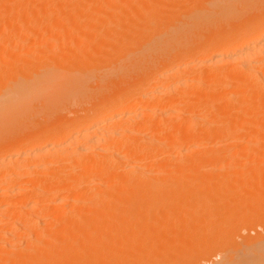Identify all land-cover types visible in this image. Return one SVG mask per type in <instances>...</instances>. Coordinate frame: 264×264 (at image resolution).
Instances as JSON below:
<instances>
[{
	"label": "bare ground",
	"instance_id": "1",
	"mask_svg": "<svg viewBox=\"0 0 264 264\" xmlns=\"http://www.w3.org/2000/svg\"><path fill=\"white\" fill-rule=\"evenodd\" d=\"M131 1L133 0H0V130L9 129L7 132L6 130L3 132L0 131V139H2L1 137L3 135L6 136L4 138L7 139V136L12 133L19 134L18 131L20 130L21 133L24 132L22 134L20 133L22 137L19 135L13 136L12 134L11 137L8 136V140L6 141L3 138V143H1L2 140H0V264H126V180L147 179L146 182H148V178L155 179L158 177V172H146L145 169L143 170V168L140 167V164L138 165V161H140L143 154L147 156L151 155V152L150 154H148V152L147 154L144 153L148 150V146L155 147V145H157L159 147L161 144L163 148V136L167 132L176 130L174 132L182 133L186 130H190L189 128L186 129V127L190 126L195 119H192L194 116L192 117L189 115V111L187 110L199 107V105H197L199 101L196 103L191 102V98H193L191 95L194 96V93L196 94V92H198L196 90L193 92L196 83H204V88L202 87L201 89L204 92L199 90L201 92H199L200 94L198 93L199 96H203V93H211L219 90L224 91L222 92L223 95L213 97L204 104L206 106L204 107L207 108L208 111L206 112V116L203 117V123L200 122V124L202 123L201 126L198 124L200 128L197 127V130L194 129L198 134L207 132L236 133L244 129H256V132L264 130V119L262 118L264 117V16L255 17L257 13L254 16L250 15L253 12L252 9L255 7V4L252 6L251 3L253 1L257 3L259 0H210L211 2H208H210L211 5L207 3L206 0H174L177 10L175 13L172 12L171 15H163L164 11L161 13L159 9H157L158 11L154 10L153 6L150 4L157 2L156 0H139L138 3L142 6L138 8L141 9L133 10L131 13H126L125 9L122 16L116 15L114 12V14H110L105 10L98 9L99 5L106 7L118 2L126 4V2ZM158 1L160 2L161 0ZM202 1H204V4H208L209 8L204 6L203 3H201ZM259 3H262L261 0L257 4ZM160 4L163 3L160 2ZM248 4L252 6V9L249 8L252 12L249 14L245 13V15L244 12L248 10L247 7H250ZM262 4L258 6L259 9L262 7ZM202 6L206 8L205 11V8ZM143 7L145 9H143ZM197 7L203 10H199V14L197 15L193 13L194 16L190 14L192 11L198 13ZM262 9L264 10V8ZM107 10L109 11L110 9ZM167 11L169 12V10ZM258 11L260 10L256 9V12ZM186 13L189 14L186 15ZM263 13L264 12H262V14ZM241 14L242 16H240ZM248 15L250 16L248 17ZM181 16L185 18L189 17L186 19L187 22H184L185 24H183L182 21H177ZM216 17L218 21L222 23L227 21H233L232 23L235 22L234 28L231 29L230 32L228 30L229 28L222 29L223 33L220 32L222 36H219L220 34H217L219 28L217 27L218 30L215 29V32L213 29L215 24L218 26L220 25V23L216 21ZM105 18L110 21L108 20L109 22H107ZM126 19H132V24L130 26H126L128 22ZM88 20L91 21L90 29L99 31L98 33L100 34H98V36H103V38L104 36H108L110 37L109 39H116L115 43L108 44V47L106 46L107 49H105L107 51L109 50L107 57L108 59L110 57L112 62L100 64L102 59H100V61L97 60L98 56H93L95 53H93V55L91 53L86 54V51H97L99 46L103 45L105 41L101 42L102 40H100V37L99 40L96 38L98 41H96V39L92 41L94 43L91 45L74 41V38L76 39L79 35L84 36L89 31V28L87 29L84 24L85 21ZM175 21L177 24L182 23L183 25L180 24L181 26L179 25L176 27L177 24ZM213 22L217 23L214 24ZM174 23L176 25H173ZM211 24H214V26ZM229 24L231 25V22L227 24L230 27ZM223 25H226V23ZM206 26H209L210 31L213 29V31H211L212 34L216 33L215 35H217L218 38L228 37V39L217 40L215 35H212L208 30L209 28ZM211 26H213V28H211ZM220 26H222V24ZM201 28H204L203 34L200 32L202 31ZM230 28H232V26ZM225 30H228V32H225ZM206 32H209V35L204 34ZM197 33H201L200 36H197ZM210 34L214 36L215 39H213ZM202 35L205 36L203 37ZM40 36H43L42 42L39 41ZM206 36H208L209 40L208 38L205 40ZM44 37L48 38L45 39ZM192 37H196L195 39L197 41L195 42V39H192ZM197 37H202L205 42L202 41L203 39H199V41L201 40L199 43ZM210 37L212 39H210ZM33 38L34 40H32ZM35 38L37 42H40V45L36 43ZM141 38L147 39L141 41ZM186 38L188 40L191 38L192 42L188 40L187 42L185 40ZM181 39L188 44H184L185 42L180 41ZM30 40L33 41L32 45H30ZM69 40L73 42L66 47V42ZM139 41L141 42L139 43ZM143 41L146 42L144 43ZM179 41L182 44L180 45L179 43L180 46H177L178 48L176 47L178 53L176 54L175 52L174 54L176 55H173V58H170L171 56L168 58V65L170 64L172 68L168 66L169 69H164V72H162L163 69H158L160 73L153 74L150 78L146 75L144 76V71L140 72L141 75L138 71H135L136 69H143L144 65L142 66L140 64L144 63L146 65L147 63L146 66L150 65L152 63L151 60L161 49L166 48L167 45L168 47L174 46V44L176 46L178 44H176V42ZM33 43L36 44L34 45ZM37 44L40 47H38ZM188 45L193 46L188 48ZM69 47L71 49V55H77L81 51L80 56L66 57V55L63 56L60 54V51ZM101 47L105 48V46ZM132 48H136L137 50L133 49L135 51L132 52L136 53L137 51L140 53V56H134L131 61L129 60L130 62L127 61L126 63V59L123 58H126L127 51ZM50 52L54 54V57L52 54H49ZM82 52L83 54L81 55ZM84 53L86 55H84ZM149 56H154L150 59V64H148L150 62L148 59ZM98 64L101 66H98ZM146 66L144 67L145 69H152L151 65L150 67ZM126 68L128 71L134 69L133 71L136 73L138 72L141 78L143 76L147 78L144 79L145 81L137 78L138 80H135L136 82L134 83L137 84V82L142 81L139 86L130 89L125 88L126 90H123V88V91L121 90L119 92L117 89L120 90L121 84L123 82L126 84V80L130 77V71L125 73V71H127ZM98 69H101L103 72L99 71L102 72L99 73ZM158 70L157 72H159ZM149 72L146 71V73H152L151 71ZM121 76L122 82L119 81ZM118 77L119 79L117 80ZM126 77L128 79H126ZM124 78L126 80H124ZM93 80H95V88L90 91V87L94 86L88 84H92L91 82H93ZM114 80L121 83L119 85V83L117 84V82H115L119 88H116L115 85L116 89L112 91L111 88H114L113 85L111 88L110 86H108V88L105 86L107 90L101 89L105 88L104 85L110 83V81V85L114 84V82H112ZM130 82L134 84L133 81ZM134 85H132V87ZM86 87L90 89L86 90ZM96 87L97 89L99 88V90H97ZM225 88H231V92H229L230 90L227 91V89L224 90ZM109 90H111L112 93H109ZM86 91L89 97L86 95ZM107 91L109 93H107L108 96H104L103 94H106ZM91 92H98V94H92ZM100 92L101 95H103L101 96V101L103 102H98V104H101L96 110H93L91 114L87 111L88 116L84 115L87 117L82 116V118L78 117L73 120L62 121V114H60L62 111L60 110H62L61 108H63L65 102H75V105L79 102L81 105L84 101H88L89 98L94 99V95H98L100 100ZM225 92L229 93L227 94ZM91 95L93 98H91ZM85 96H87V100ZM96 98L98 100V97ZM75 99L79 101H74ZM154 104H157L159 108H155V110L151 111V118L146 117L141 119L140 117L136 118L134 116L136 110L144 106H154ZM180 104H182L181 106L184 104L187 109H183L185 111L180 114L176 112L173 113L171 110L173 108H178ZM157 105L155 107H157ZM36 106L38 110H40V114ZM87 106L86 104L85 107ZM226 106L227 108H225ZM59 107L61 108L59 109ZM90 107L92 106L87 108ZM223 107L228 109L227 116L222 117L219 114L216 115L215 111L222 110ZM31 108L34 110L32 111ZM34 112L37 115H35ZM58 113L60 114L59 116H61L60 119ZM239 113L241 116H238ZM31 114L34 115L31 116ZM251 114L253 117L250 116ZM51 115L55 116L52 117ZM37 116L42 118L45 117V119H49L48 117L50 116L52 120L58 117L61 121L58 119H56V121L49 119L51 124L47 122V127L46 124H43L40 128L44 127V130L38 132L37 130L39 129H36L35 126L37 127L39 125L33 120L37 119ZM31 118H33V121ZM173 118L178 120L179 123H183H176L178 125L174 124L176 126H172ZM29 119L32 122H30ZM27 120H29V122ZM183 120H186V122ZM105 121H108L110 125L106 123L109 125L106 126L104 124ZM170 121L172 122L170 123ZM24 122H28V124ZM52 122L56 123L52 124ZM224 123V127H217V125L221 124L220 126H222ZM103 124L107 129L103 127ZM204 124L208 126L204 127ZM29 126L32 129L34 128L33 130L35 132L37 131L36 134L30 136L27 134L33 133L30 128L28 130ZM15 129L19 130L16 131ZM22 129L25 131L27 130V132L25 133ZM75 132L78 133L75 134ZM26 134L28 136H26ZM227 136L229 137V135ZM172 140L173 144H177L174 142L175 139ZM148 141L151 143L148 144ZM187 142L190 143L189 140H186V143ZM211 144L206 148H214L213 145H217L214 142ZM164 147L169 150L168 147L170 146L164 145ZM151 149L149 148L148 151ZM155 149L157 150V147ZM154 153H156V151ZM155 155L156 154H152L151 156ZM242 178L248 180L251 178V175L244 174ZM241 179L239 180L241 181ZM243 181L245 182V180ZM235 185L237 186V184ZM28 187L34 190L35 193H32L30 199L20 203L24 198L20 199L23 197H21L22 193L20 197L18 194L20 191L22 192L24 189H28ZM141 189L143 188L138 187L137 191H141ZM242 190L243 189H241V191ZM238 191H240V189ZM163 195L165 194L163 193ZM129 196L131 195L129 194ZM139 196L138 194L137 198ZM25 198L27 197L25 196ZM84 198L90 199L86 201ZM185 199L187 198L185 197ZM67 200H69V202H67L68 204H73L72 208L67 210V212L63 211L55 214V210L58 208L57 206L67 204L65 202ZM33 201L38 207L42 204L44 207L46 206L44 210L47 207H55L54 209L51 208L54 212H49L51 214L49 215L48 211H51L49 208L46 209V211L48 210V214L41 209L42 212H38L37 215L35 213L34 216H36V218L32 217L35 218L33 222L32 218H27L29 215H27L24 210L27 205L31 203L34 204ZM163 204L165 205V203ZM149 205H151V203ZM211 207L214 208L213 206ZM23 210L25 214L22 213ZM202 213L203 212H201V216ZM248 213L249 212H247V215ZM252 214H255L254 211L250 216H252ZM26 215L27 217H25ZM32 215L33 214L30 216ZM42 215H44L43 218L47 217V215L52 216V219L49 218L51 220H49L48 223L44 224V222H42L41 224L43 225H41L39 224V220L42 218ZM4 216L8 217L7 221L4 220L5 223L1 222ZM6 217L4 218L7 219ZM246 217H249V215ZM225 219H227V217H225ZM256 219L259 218L256 217ZM35 221H38V224H36ZM20 222H25L26 224ZM32 222L34 223L32 224L33 227L30 226ZM223 223L226 224L225 222ZM223 223L221 224L222 226ZM20 224L23 226H19ZM243 225L245 227V224ZM17 226H19V229L25 226V229H27L29 233L32 232L37 234L36 238H34L35 235L29 234L28 231H23V234L21 233L22 231L18 232ZM234 227L233 230H235ZM218 228L217 226V229ZM231 229L230 227L229 230ZM27 233L33 237H30L29 240L26 241V239H24L25 236L26 238L29 237ZM175 236H177V234H175ZM219 238L221 239V237ZM224 238L227 239H225L227 242L230 236ZM21 240L24 243L25 241L27 242L25 247L19 242ZM215 241H217V238ZM263 242L264 241H262V243ZM16 243L19 244L16 249L20 248V250H16L17 252L12 250L17 246ZM164 243L167 244L166 241ZM262 243L260 245H262ZM214 244H216V242L213 243V245ZM220 245L221 244L218 243L217 246L221 247L222 245ZM260 245H257V248ZM207 246L209 247V245ZM215 246L216 245H214V247ZM232 248L235 250L237 249L235 246ZM209 249H211V247H209ZM263 249L264 248H262V250ZM152 250L154 249L152 248ZM206 253L207 252L204 254ZM176 254H179V252ZM230 259H232V256ZM243 260L245 261V257ZM230 261L232 262V260ZM246 261L249 262L250 257L249 261L246 257ZM250 262H253V260Z\"/></svg>",
	"mask_w": 264,
	"mask_h": 264
},
{
	"label": "rangeland",
	"instance_id": "2",
	"mask_svg": "<svg viewBox=\"0 0 264 264\" xmlns=\"http://www.w3.org/2000/svg\"><path fill=\"white\" fill-rule=\"evenodd\" d=\"M134 1V2H133ZM131 2H126V4L124 3H121V2H118L116 4H112V5H108V6H101L99 5L98 6V9H101V10H105L107 12H109L110 14H116V15H120L122 16L124 10L126 13H131L133 10H139L141 8H138L142 5H140L138 3L139 0H133ZM158 2H154L152 4H150L151 6H153V9L158 11L157 9H159V12L161 11V13L163 12V15H171L172 12L175 13V11L177 10L176 8V2L173 0H170V1H166V0H161L160 2H162L163 4H160V2L158 0H156ZM166 1V2H164ZM177 1V0H176ZM207 3H210L211 1L210 0H206ZM210 1V2H208ZM260 1V0H259ZM257 1V3L259 2ZM168 2H171V3H168ZM174 2V3H173ZM261 2L263 3H259L257 4L256 1L254 3V1L251 3L252 6L254 5V9H252V6H250L248 4V6L250 7H247L249 12L245 11V13L249 14L250 12H252L250 15L251 16H254L255 17H260V16H264V13L262 14V12H264V10L262 8H264V1L261 0ZM135 3V4H134ZM156 3V4H155ZM201 3H203L204 6H208V4H204V1H202ZM200 3V5H201ZM139 4V5H137ZM174 4V5H172ZM257 4V5H256ZM260 4H262L261 8L259 9L258 6H260ZM134 5V6H133ZM160 5V7H159ZM162 5V6H161ZM167 5V6H166ZM172 5V6H171ZM199 5V6H200ZM211 5V3H210ZM204 6H202L203 8H205ZM101 7V8H100ZM155 7V8H154ZM163 7V8H162ZM258 7V8H257ZM162 8V9H160ZM175 8V9H174ZM198 8V7H197ZM249 8L252 9V11L249 10ZM257 10H260L258 12H256V9ZM107 9H110L109 11ZM112 9V10H111ZM143 9H145L143 7ZM122 10V12H121ZM169 10V12L167 11ZM173 10V11H172ZM179 10V9H178ZM198 10V13L196 11H192L190 14H193L195 13L196 15L199 14V10L202 11L203 9H197ZM206 10V8L204 9V11ZM263 10V11H261ZM119 11H120V14H119ZM166 11V13H165ZM203 11V12H204ZM255 11V12H254ZM114 12V13H113ZM168 13V14H167ZM173 13V14H174ZM243 13V12H242ZM254 13V14H253ZM189 14V13H186V15ZM240 14V13H239ZM195 15V16H196ZM246 15V14H245ZM248 15V17L250 16ZM185 16V15H183ZM181 16V18H178L177 21L178 22H183V24H185L187 21L186 19L188 18H185ZM190 16V15H189ZM194 16V14H193ZM242 16V14L240 15ZM191 17V16H190ZM217 18V17H216ZM181 19V20H180ZM185 19V20H184ZM215 19V18H214ZM105 20H107V22H109L110 20L105 18ZM109 20V21H108ZM127 21V25L126 26H130L132 24V19H126ZM218 21V18L217 20ZM235 21V20H234ZM130 22V23H129ZM176 22V21H175ZM185 22V23H184ZM220 25L222 24V26H218L217 22H213L215 24H211L214 26H211V28L214 29V32H215V29L218 30L217 34L220 32H222V29H228L229 32L231 31V29H233L234 27V23H232L233 21H229L231 22V25L230 27L232 26V28H230L227 24L229 23L228 21L225 22L226 25H223L225 24L224 22H220ZM124 23V24H125ZM85 26L87 27V29L89 28V31L86 33V35L84 36H77V38L75 39L74 38V41H77V42H81V43H88L87 45H91L93 44L94 41L96 38L99 40V37L101 38L100 40H102L101 42H104L103 45H100L98 50L97 51H86V54H89L91 53L93 55V53H95L93 56H98L96 59L100 61V59H102L100 61V64H105V63H108V62H112L110 57L108 59V51L105 50L107 49L108 47V44L110 43H115L116 42V39L115 38H111L109 39L110 37L108 36H98V33L99 31H97L96 29H90L91 28V21L88 20V21H85ZM177 24V22H176ZM175 23L173 25H176ZM181 25H183L182 23H180ZM179 23L176 25V27H178L180 25ZM180 25V26H181ZM210 26V25H209ZM209 26L207 28H209ZM227 26V27H226ZM204 27V28H206ZM216 27V28H215ZM218 27V28H217ZM223 27V28H222ZM203 28V29H204ZM221 28V29H220ZM250 28V27H249ZM202 29V28H201ZM203 29L202 31H199L203 34ZM213 29L211 31H213ZM96 30V31H95ZM209 32L212 34V32L210 31V28L208 29ZM228 30H225V32ZM207 31V30H205ZM204 31V32H205ZM224 31V30H223ZM198 32V31H197ZM209 32H206L204 34H208ZM201 33H197L196 35L200 36ZM210 34V35H211ZM216 34V33H215ZM215 34H212V35H215ZM226 34V33H225ZM209 35V34H208ZM213 39H215V37L217 38V40H221V39H228L227 38H218L217 35L212 36ZM98 36V37H97ZM192 36H195V35H192ZM203 36V35H202ZM205 36V35H204ZM203 36V37H204ZM219 36H222L221 34ZM43 37V36H42ZM42 37L40 36L39 38V41L42 42ZM46 37V36H45ZM44 37V38H45ZM108 37V38H107ZM186 37V36H185ZM210 37V39H212ZM37 38V40H38ZM48 38V37H47ZM45 38V39H47ZM83 38V39H82ZM106 38V39H105ZM184 38V37H183ZM182 38V39H183ZM196 38V37H195ZM192 37V39H195ZM198 38V41L199 39H203L202 37H197ZM206 38H208V36L205 37V40ZM96 39V41H98ZM147 38H141V41L142 40H146ZM180 40V41H184V40ZM190 40H188L187 38L185 39L186 41H190L192 42L191 38H189ZM34 40V38L32 39ZM32 40H30V45H32ZM73 40V39H71ZM67 41L66 44L68 47L70 43H72L73 41ZM205 40L203 39L202 41L205 42ZM209 40V38H208ZM35 41H36V38H35ZM45 41V40H44ZM86 41V42H85ZM113 41V42H111ZM139 41V43L141 42ZM179 42H176V46L174 43V46L172 44L171 47H167L166 48H163L161 50L163 51H159V53H156V56H149L148 59L150 61V59H153L148 63L151 65V68L152 69H145L144 67L147 65V61L145 62L146 65L143 63V64H140V65H144L143 69H139V70H135V71H138L139 73L141 71H144V76L146 75L147 77L150 78L151 75L153 74H156V73H160V71L158 69H163L162 72H164V69H169V68H172L170 67V64L168 65V58H173V55H176L178 53V49H176L177 46H180L182 43ZM186 41H184L185 43L184 44H188L186 43ZM187 41V42H188ZM197 40L195 39V42ZM92 42V43H91ZM144 43L146 41H143ZM142 42V43H143ZM195 42L193 41V44L195 45ZM201 42V40L199 41V43ZM36 43H40V42H37ZM36 43H33L34 45ZM180 43V45H179ZM198 43V44H199ZM37 44V45H38ZM106 44V45H105ZM192 44V43H191ZM33 45V46H34ZM40 45V44H39ZM38 45V47H40ZM169 45V46H170ZM101 46H105L104 47H101ZM107 46V47H106ZM187 46V45H186ZM193 45H188V48L192 47ZM37 47V46H35ZM140 47V46H139ZM102 48V49H100ZM138 48V47H136ZM136 48H132V49H129L126 53H127V56L126 58H123V59H126V63L127 61H131V59L134 57V56H140V53H138L136 51V53H133L135 50L133 49H136ZM178 48V47H177ZM37 49H40V48H37ZM109 49V48H108ZM42 50V49H40ZM70 47L69 48H66L65 50L63 51H60L61 55L65 56L66 57H73V56H80V52L76 55V54H73L71 55V52H70ZM91 50V49H89ZM137 50V49H136ZM139 50V49H138ZM133 51V52H132ZM38 52V50H37ZM68 52V54H67ZM132 52V53H131ZM176 52V54H174ZM16 53V51H15ZM18 53V52H17ZM107 53V54H106ZM130 53V54H129ZM49 54H52L53 57H54V54L53 53H49ZM83 54V52L81 53V55ZM84 53V55H86ZM98 54V55H97ZM101 54V55H100ZM51 55V56H52ZM104 55V56H102ZM155 55V54H154ZM100 56V58H99ZM103 57V58H102ZM106 57V59H105ZM147 59V60H148ZM167 59V61H166ZM123 61V60H122ZM129 61V62H130ZM145 61V60H144ZM143 61V62H144ZM103 62V63H102ZM173 62V60H172ZM100 64H98V66H101ZM150 65L146 66V67H150ZM166 66V67H164ZM169 66V68H168ZM133 68V67H131ZM136 68V67H135ZM127 69V68H126ZM130 69V68H129ZM134 69H132L133 71ZM157 70L159 72H157ZM166 70V71H167ZM99 71H102L101 69H98V72ZM130 73L132 72L131 69L129 70ZM128 69L126 72H129ZM151 71L152 73L149 74V73H146ZM103 72V71H102ZM102 72H99V73H102ZM136 73V72H132L131 75L129 73V79L126 77V79L129 80H126L124 78V80H126V84L124 83H120L122 82V76H121V79H119V77L117 78V80L119 79V81H112L114 82V84L110 85V83H107L105 86H110L113 87L114 85V88H111L112 91L115 90L118 86L115 84V82H117V84L119 83V85L121 84L120 86V90L117 89V91H121L123 88V90H126V89H130V88H136L137 86H139V84H141L142 81H139L136 83L135 80H138L137 78L141 79V80H144V76L141 78L139 77V73ZM124 73V74H125ZM97 74V73H96ZM136 74V75H135ZM149 74V75H148ZM128 75V74H127ZM141 75V73H140ZM125 76V75H124ZM123 76V77H124ZM136 76V77H135ZM113 80V79H112ZM97 81V80H96ZM130 81H133V83L135 84H132ZM145 81V80H144ZM143 81V82H144ZM92 84H88V85H92L94 86L95 85V80H93V82H91ZM127 83H128V86H127ZM97 86H98V83L96 82ZM131 84V85H130ZM144 84V83H142ZM115 85H116V88H115ZM132 85H134L132 87ZM204 83L201 84L200 83H196L194 88H193V92L194 90L198 91L196 92V94H198L200 91L202 92L203 90L202 87L204 88ZM130 86V87H129ZM89 87V86H88ZM86 87V90L87 89H90V91H92V89L95 88L94 87H90L88 88ZM128 87V88H127ZM101 88V86H100ZM107 88H101V89H105L107 90ZM119 88V87H118ZM126 88V89H125ZM97 89V87H96ZM227 88H225L224 90H226ZM99 90V88L97 89ZM122 90V91H123ZM200 90V91H199ZM223 90V89H222ZM230 90L229 92H231V88L227 89V91ZM96 91V90H94ZM103 91V90H102ZM111 90H109V93L111 92ZM99 92V91H98ZM98 92H93L94 94ZM104 92V91H103ZM102 92V94H103ZM200 92V93H201ZM204 92V91H203ZM224 91H216V92H211V93H203L204 95L203 96H199L196 95L194 93V96L191 95L193 98L192 99V103H196L199 101V103L197 105H199V107L195 108V109H188L187 111L189 115H191L193 118L192 119H195L192 121V124H190V126L186 127V129H190V130H186L182 133H179V132H174L176 130H174L173 132H167L166 134H164L163 136V148L160 144V146L158 147L157 145L154 146H148L147 144V148L149 150V148L151 149H155L157 147V150H146L144 153L147 154H150L151 152V155L153 154H156L155 156H151V155H145L143 154L141 156V159L140 161H138V165L140 164V167L143 168V170L145 169L146 172H149V173H154L155 171L159 173L158 177L157 178H151L153 182L150 178H148V182H146L147 179H142V180H138V179H128L126 180V264H264V249L262 250V248H264V242L262 243V241H264V130L262 131H257L256 132V129H244L243 131H239V132H236V133H228V132H207V133H202V134H198L197 130L199 125L201 126V124L203 123L202 120H203V117L206 116V112L208 111L207 108H205L206 106L204 105L205 103H207L210 99H212L213 97H219L221 95H223ZM229 92H225V93H229ZM92 93V92H91ZM92 93V94H93ZM108 91L106 92V94H103L104 96H108ZM116 93V92H115ZM118 93V92H117ZM100 94V100H99V96H95L94 95V99H90L88 101H84L83 99V103L80 105L79 102L75 105L73 102V104L71 102H68V103H64L63 104V108L62 105L61 107H59V109L61 108L62 110V118L63 120L62 121H69V120H73V119H76L78 117L82 118L83 117H87L88 113L91 114V112H93V110H96L98 108V106L103 102L101 101V92L99 93ZM114 94V93H113ZM86 95H87V91H86ZM88 96V95H87ZM87 96H85L86 100H87ZM190 96V97H191ZM89 97V96H88ZM98 97V100L97 98ZM91 98H93V96L91 95ZM81 99V98H79ZM105 99V98H104ZM78 99H75L74 101H76ZM81 100V101H82ZM79 101V100H78ZM202 101V102H201ZM90 104H89V103ZM98 102H101L100 104H98ZM251 102V101H250ZM95 103V104H94ZM97 103V105H96ZM202 103V104H201ZM72 104V105H71ZM84 104V105H83ZM86 104L88 105L87 107L89 106H92L90 108H87L85 107ZM94 104V105H93ZM153 104V103H152ZM66 105V106H65ZM70 105V106H69ZM96 105V106H95ZM157 105V104H156ZM154 104L153 105H149V106H144L142 107L141 109H138L135 111V117L138 118L140 117L141 119L142 118H151L150 115L152 114L151 111L158 109V105L157 107ZM182 104H180V106L178 108H181V109H178V108H173L175 110H171L173 111V113H178L180 114L181 112H184L187 108L186 106L183 104V106H181ZM196 105V106H197ZM249 105V103H248ZM75 106V107H74ZM94 106V107H93ZM185 106V107H184ZM205 106V107H204ZM69 107V108H68ZM71 107V108H70ZM80 107V108H78ZM249 107V106H248ZM35 108V107H34ZM77 108V109H76ZM92 108V109H91ZM227 108V106L225 107ZM224 107L222 108V110H217L215 111L216 115H220L222 117L224 116H227L228 114V109H225ZM32 109V108H31ZM36 109L38 110V107L36 106ZM67 109V110H66ZM185 109V110H183ZM206 109V110H205ZM34 109H32L33 111ZM58 110V109H56ZM55 110V111H56ZM79 110V111H78ZM181 110V111H180ZM191 110V111H190ZM40 110H38V113H39ZM42 111V110H41ZM59 111V110H58ZM64 111V112H63ZM75 111V113H74ZM78 111V112H77ZM88 111V113H87ZM180 111V112H179ZM85 112V113H84ZM194 112V113H193ZM197 112V114H196ZM35 113V112H34ZM37 113V111H36ZM35 113V115H37ZM56 113V112H55ZM58 113V117L60 119L61 116H59L60 114ZM68 113V114H67ZM82 115H81V114ZM238 113V112H237ZM236 113V115H237ZM242 113V112H241ZM254 113V112H253ZM252 113V114H253ZM40 114V113H39ZM54 114V112H53ZM57 114V113H56ZM55 114V115H56ZM89 114V115H90ZM223 114V115H221ZM250 115L251 117H253V115ZM255 114V113H254ZM263 114V113H262ZM34 115V114H33ZM31 114V116H33ZM53 115V116H55ZM67 115V116H66ZM81 115V116H80ZM84 115H87V116H84ZM241 116V114L239 113L238 116ZM243 115V113H242ZM245 115V114H244ZM264 115V114H263ZM42 116V115H41ZM52 116V115H51ZM52 116V117H53ZM75 116V117H74ZM36 117V116H35ZM33 117V118H35ZM38 117V116H37ZM58 117H55L56 119H58ZM30 118V116H29ZM31 118V120L33 119ZM47 118V117H46ZM50 119V116L48 117ZM197 118V119H196ZM202 118V119H201ZM264 119V117H262ZM43 119V121H42ZM49 119H45L42 118V117H38L37 119H33L34 122L36 121L37 125L39 126H35L36 129H39L37 130L38 132L41 131V130H44L43 128H40L42 127L43 124H46V127H47V122L49 123L50 120H52V118L49 120ZM56 119L53 118V120L56 121ZM58 119V120H59ZM30 120V119H29ZM29 120H27L29 122ZM30 120V122H32ZM52 120V121H53ZM42 121V122H41ZM61 121V120H59ZM75 121V120H74ZM165 121V120H164ZM173 121V124H171L172 126L176 123L180 124V123H183V122H180L176 119H172ZM170 121V123L172 122ZM184 122H186V120H183ZM28 122H26L28 124ZM33 122V123H34ZM58 122V121H57ZM194 122V123H193ZM200 122H202L200 124ZM25 123V122H24ZM23 123V124H24ZM25 123V124H26ZM56 123V122H54ZM52 122V124H54ZM106 123H109L108 121H105L104 124L107 126L108 124ZM32 124V123H31ZM51 124V122H50ZM103 124V127L106 128V126H104ZM176 124V125H178ZM199 124V125H198ZM227 124V123H226ZM229 124V123H228ZM33 125V124H32ZM31 125V126H32ZM110 125V123H109ZM108 125V126H109ZM174 125V126H176ZM205 125V124H204ZM221 125V124H220ZM220 125H217V127H224L225 126V123L222 124V126ZM20 126V125H19ZM33 126V127H34ZM208 126V125H207ZM206 125L204 127H207ZM228 126V125H226ZM198 127V128H197ZM252 127V126H250ZM30 126L28 127V130H29ZM104 128V129H105ZM32 130L33 133L29 134L27 133L29 136L30 135H34L36 134V132L30 128ZM107 129V128H106ZM173 129V128H171ZM175 129V128H174ZM195 129V130H194ZM6 130V129H3V131ZM9 130V129H8ZM6 130V132L8 131ZM12 130V129H11ZM16 130V129H15ZM19 130V129H17ZM16 130V131H17ZM23 131H25L24 129H22ZM246 130V131H245ZM2 131V130H0ZM2 131V132H3ZM21 131V130H20ZM20 131L19 134H13V136H17L19 135L20 136ZM252 131V132H250ZM27 132V130L25 131V133ZM29 132V131H28ZM31 132V131H30ZM35 132V133H34ZM106 132V131H105ZM263 132V133H262ZM17 133V132H16ZM24 133V132H22ZM21 133V134H22ZM78 132H75V134H77ZM147 133V132H146ZM220 133V134H219ZM243 133V134H242ZM1 134V133H0ZM5 134V133H4ZM9 134V133H8ZM6 134V135H8ZM11 134V135H12ZM26 134V136H28ZM74 134V135H75ZM104 134V133H103ZM224 134H227L229 135V137L227 135H224ZM236 134V135H235ZM242 134V135H241ZM252 134V135H251ZM261 136H260V135ZM11 135H8L9 137H11ZM24 135V134H23ZM219 135V136H218ZM232 135V136H231ZM235 135V136H234ZM8 136H7V139H5L4 137L6 136H2L1 138L8 140ZM12 136V137H13ZM25 136V137H26ZM226 136V137H225ZM231 136V137H230ZM246 136V137H245ZM22 137V136H20ZM24 137V138H25ZM192 137V138H191ZM233 137V138H232ZM250 137V138H249ZM228 138V139H227ZM234 138H237V139H234ZM0 139V140H2ZM172 139H175L174 142H176L177 144H173V140ZM225 139V140H224ZM230 139V140H229ZM172 140V141H171ZM186 140H189V142L186 143ZM196 140V142H195ZM184 141V142H183ZM199 141V143H198ZM203 141V142H202ZM209 141V142H208ZM192 142V144H191ZM212 142H214L215 144L217 145H213L214 148H206V147H209ZM3 143V140L2 142ZM0 143V144H1ZM148 144H150L151 142L148 141L147 142ZM207 143V144H206ZM227 143V144H226ZM173 144V145H172ZM190 144V145H189ZM198 144V145H197ZM236 144V145H234ZM164 145H168L170 147L169 150L167 148L164 147ZM178 145V146H177ZM188 147H187V146ZM212 145V144H211ZM185 146V148H184ZM197 146V147H196ZM182 147V148H181ZM251 147V148H250ZM165 148V150H164ZM172 148V149H171ZM234 148V149H233ZM163 149V150H162ZM176 149V150H175ZM253 149V150H252ZM252 150V151H251ZM259 150V151H258ZM156 151V153H154ZM153 152V153H152ZM164 152V153H163ZM167 152V153H166ZM186 152V153H185ZM261 152V153H260ZM222 153V154H221ZM242 156H241V154ZM158 154V155H157ZM217 154V155H216ZM158 158H157V157ZM255 156V158H254ZM263 156V157H262ZM251 157V158H250ZM173 158V159H172ZM206 158V159H205ZM158 160V161H157ZM252 161V162H250ZM234 165H232V164ZM259 163V164H258ZM143 166V167H142ZM234 166V168H233ZM226 168V169H224ZM53 171V170H51ZM153 171V172H152ZM222 172V173H221ZM247 172V173H246ZM256 172V173H255ZM183 174V175H182ZM185 174V176H184ZM189 174V175H188ZM244 174H249L251 175V178H249L248 180L247 179H243V175ZM166 175V176H165ZM221 175V176H220ZM262 175V176H261ZM173 176V178H172ZM237 176V177H236ZM242 176V177H241ZM242 179H241V178ZM150 179V181H149ZM241 179V181L239 180ZM232 180V181H231ZM245 180V182L243 181ZM247 181V182H246ZM253 181V182H252ZM161 182V183H160ZM218 182V183H217ZM153 183V184H152ZM145 184V185H144ZM166 184V185H165ZM231 184V185H230ZM237 184V186L235 185ZM262 184V185H261ZM144 185V186H143ZM193 185V186H192ZM138 187H142L143 189H141V191H137V188ZM223 187V188H222ZM262 187V188H261ZM223 191H222V189ZM29 189V190H28ZM28 189H24L22 192L20 191V193L18 194V196L20 197V194H21V197L20 199H23V201L21 200L20 203H23L25 202V200H28L30 199V197L32 196V193H35L34 190H31L30 187H28ZM160 189V190H159ZM172 189V190H171ZM225 189V190H224ZM227 189V190H226ZM230 189V190H229ZM235 189H240V191L238 190H235ZM241 189H243L241 191ZM251 189V190H250ZM154 190V191H153ZM183 190V191H182ZM188 190V191H187ZM186 191V192H185ZM207 191V192H206ZM231 191V192H230ZM251 191V192H250ZM198 192V193H196ZM241 192V193H240ZM245 192V193H243ZM148 193H149V196H148ZM154 193V194H153ZM163 193L165 195H163ZM261 193V194H260ZM129 194L131 196H129ZM133 194V195H132ZM138 194L140 195L138 198ZM171 194V195H170ZM190 194V195H189ZM151 195V196H150ZM217 195V197H216ZM25 196L27 198H25ZM169 196V197H167ZM188 196V197H187ZM168 199H167V198ZM179 197V198H178ZM185 197L187 199H185ZM204 197V198H202ZM176 198V199H175ZM90 198H84V200H89ZM165 199V200H164ZM174 199V200H173ZM234 199V200H232ZM257 199V200H256ZM146 200V201H145ZM168 200V201H166ZM171 200V201H170ZM189 200V201H188ZM194 200V201H193ZM222 202H221V201ZM224 200V201H223ZM136 201V202H134ZM226 201V202H225ZM233 201V202H232ZM251 201V202H250ZM253 201V202H252ZM255 201V202H254ZM34 202V201H33ZM66 203L69 202V200L65 201ZM133 202V203H132ZM142 202V203H141ZM165 203V205L163 203ZM187 202V203H186ZM196 202V203H195ZM209 202V203H208ZM211 202H212V205H211ZM220 202V203H219ZM232 202V203H231ZM48 203V202H47ZM129 203V204H128ZM136 205H135V204ZM151 203V205H149ZM183 203V204H182ZM190 203V204H189ZM249 203V204H248ZM82 204V203H80ZM79 204V205H80ZM244 204V206H243ZM34 205V206H33ZM40 205V204H39ZM45 205V204H44ZM146 207H144V206ZM149 205V206H148ZM159 207H158V206ZM181 205V206H180ZM255 205V206H254ZM259 205V206H258ZM29 206V207H28ZM43 208H42V207ZM38 207V205H36V203L34 202L27 205L26 206V209L25 212L27 213V215H29L27 217V215L25 217L29 218L30 219L32 217H35V213L37 215L38 212H42V210H44V207L43 204ZM73 204L71 205V203H67V204H63V205H60V206H57L58 208H56L55 210V214L56 213H60V212H67V210H70L72 208ZM152 206V208H151ZM165 206V207H164ZM196 206V207H195ZM210 206V207H209ZM211 206H213L214 208H212ZM219 206V207H218ZM261 206V208H260ZM41 207V208H40ZM69 207V208H68ZM150 207V208H149ZM154 207H155V211H154ZM171 207V208H170ZM202 207V208H201ZM226 207V209H225ZM228 207V208H227ZM239 207V208H238ZM49 208V207H47ZM46 208V209H47ZM53 208V207H51ZM51 208H49V210H51ZM55 208V207H54ZM53 208V209H54ZM63 208V209H61ZM68 208V209H66ZM145 208V209H143ZM149 208V209H148ZM173 208V209H172ZM194 208V209H192ZM208 208V210H207ZM252 208V209H251ZM261 210H259V209ZM42 209V210H41ZM46 209L44 210L46 213ZM53 209L51 211H48V213H52ZM66 209V210H65ZM130 209V210H129ZM168 209V210H167ZM24 213L25 214V212ZM59 210V211H58ZM62 210V211H61ZM136 210V211H135ZM143 210V211H142ZM153 212H152V211ZM179 210V211H178ZM201 210V211H200ZM216 210V211H215ZM224 210V211H223ZM237 210V211H236ZM241 210V212H240ZM37 211V212H36ZM192 211V212H191ZM199 211V212H198ZM221 211V212H220ZM223 211V212H222ZM228 211V213H227ZM246 211V212H245ZM254 213L255 214H252L251 213ZM258 211V212H257ZM54 212V211H53ZM160 212V213H159ZM177 212V213H176ZM189 212V213H188ZM201 212L202 213V216H201ZM208 212V213H207ZM216 212V213H215ZM234 212V213H233ZM247 212L249 217H246L248 216L247 215ZM260 212V214H259ZM30 213V214H28ZM47 213V214H48ZM49 213V215H51ZM176 213V214H175ZM191 213V214H190ZM212 213V214H211ZM218 213V214H217ZM226 213V214H225ZM240 213V214H239ZM31 214H33L32 216H30ZM45 214V213H44ZM151 214V215H150ZM185 214V215H184ZM198 214V215H197ZM200 214V215H199ZM211 214V215H210ZM214 214V215H213ZM225 214V216H224ZM233 214V215H232ZM244 214V215H243ZM47 215V217H44V215H42V218H40L39 220V224H41L42 222H44V224L48 223L49 220H51L52 216H49ZM130 215V216H129ZM180 218H179V216ZM182 215V216H181ZM224 217H222V216ZM228 215V216H227ZM235 215V217H234ZM242 215V216H241ZM46 216V214H45ZM49 216V217H48ZM187 216V217H186ZM199 216V218H198ZM246 218H245V217ZM6 217V216H4ZM4 217H2L1 222L5 223L4 220H8V217H6L7 219H5ZM204 217V218H203ZM225 217H227V219H225ZM241 217V218H240ZM255 217V218H254ZM259 218V219H256ZM4 218V219H3ZM35 218H32L33 219V222H34V219ZM51 218V219H49ZM179 220H178V219ZM186 218V219H185ZM190 218V219H189ZM197 218V219H195ZM218 218V219H217ZM245 218V219H244ZM254 218V219H253ZM261 218V219H260ZM186 222H185V220ZM232 219V221H231ZM251 219V220H250ZM45 220V221H44ZM189 220V221H187ZM220 220V221H219ZM226 220V221H224ZM236 220V221H235ZM240 222L238 223L237 222ZM256 220V221H254ZM260 220V222H259ZM31 221V220H30ZM173 221V222H172ZM179 221V222H178ZM192 221V222H191ZM213 221V222H212ZM230 221V223H229ZM245 224V227L244 225L242 224ZM263 221V222H262ZM30 223L31 227L32 224L34 223ZM38 221H35L36 224ZM132 222V223H131ZM196 222V223H194ZM206 222V223H205ZM217 222V223H216ZM223 222H225L226 224H224ZM253 222V223H252ZM260 224H259V223ZM22 224H26L25 222H20ZM135 223V224H134ZM189 223H193V224H189ZM223 223V226L221 225ZM238 225H237V224ZM253 225H252V224ZM22 224H20L19 226H21ZM130 224V225H129ZM163 224V225H162ZM181 224V226H180ZM184 224H187V225H184ZM197 224V225H196ZM200 227H199V225ZM251 224V225H250ZM263 224V225H262ZM43 225V224H41ZM133 225V226H132ZM178 225V226H177ZM184 225V226H183ZM190 225V227H189ZM195 225V226H194ZM204 225H207V226H204ZM220 225V226H219ZM226 225V226H225ZM236 225V226H235ZM240 225V226H239ZM249 225V227H248ZM257 225V226H256ZM19 226L18 227V232H21L23 234V231L26 232L28 231L27 229H25L26 227H21L19 229ZM23 226V225H22ZM35 226V225H34ZM38 226V225H36ZM217 226L219 227L217 229ZM235 226V227H234ZM16 227V228H17ZM182 227V228H181ZM206 227V228H205ZM230 227L232 228L231 230ZM233 227L235 228V230H233ZM35 228V227H34ZM143 228V229H142ZM204 228V229H203ZM208 228V229H207ZM224 228V229H223ZM226 228V229H225ZM244 228V229H243ZM25 229V230H24ZM207 229V230H206ZM238 229V230H237ZM204 230V231H203ZM259 230V231H258ZM31 231V230H30ZM198 231V232H196ZM229 231V232H228ZM233 231V232H232ZM239 231V232H238ZM178 232V233H177ZM222 232V233H221ZM231 232V233H230ZM29 233V231H28ZM27 233V235L29 236L28 238H25L26 241L29 240L30 237H33V236H30L29 234H33L35 235L34 238H36V233H32L30 232L29 234ZM227 233V234H226ZM239 233V234H238ZM25 234V233H24ZM175 234H177V236H175ZM189 236H188V235ZM232 236H231V235ZM263 234V235H262ZM26 235V234H25ZM170 235V236H169ZM173 238H172V236ZM207 235V236H206ZM234 235V236H233ZM239 237H238V236ZM254 235V236H253ZM261 235V236H260ZM157 236V237H156ZM215 236V237H214ZM228 236H230V238H228ZM244 238H243V237ZM263 236V237H262ZM177 237V238H176ZM195 237H198V238H195ZM221 237V239L219 238ZM224 237H227L228 238V241L226 242V238ZM262 237V238H260ZM154 238V239H153ZM170 238V240H169ZM217 238V241H215V239ZM219 238V239H218ZM224 238V239H223ZM33 239V238H31ZM208 239H212V240H208ZM226 239V240H225ZM236 239V240H235ZM23 240V239H22ZM21 240V241H22ZM173 240V241H172ZM178 240V241H177ZM188 240V241H187ZM19 241L24 247L26 246V241L25 243L22 241ZM155 241V242H154ZM166 241L167 244H165L164 242ZM207 241V243H206ZM210 241V242H208ZM214 245H216L214 247L213 243H215ZM219 241V242H218ZM222 241V242H221ZM240 241V242H239ZM181 242V243H180ZM244 242V243H243ZM184 243V244H183ZM205 243V244H204ZM218 243H220L221 247H218ZM227 243V244H225ZM238 243V245H237ZM253 243V244H252ZM262 243V245H260ZM20 244V245H21ZM181 244V245H180ZM201 244V245H200ZM225 244V245H224ZM241 244V245H240ZM16 247H14L12 250H15V252H17L16 250H20L19 249H16L18 247L19 244L16 243ZM204 247H203V246ZM209 245V247H211V249H209V247L207 246ZM211 245V246H210ZM213 245V246H212ZM224 245V246H223ZM228 245V246H227ZM257 245H260L258 248H257ZM231 246V247H229ZM233 246H235V248H237L236 250L234 248H232ZM263 246V247H262ZM21 247V246H19ZM178 247V249H177ZM214 247V248H213ZM218 247V248H216ZM225 247V248H224ZM241 247H244V248H241ZM248 247V249H247ZM256 247V248H255ZM152 248L154 250H152ZM181 248V249H180ZM199 248V249H198ZM207 248V250H206ZM229 248V249H228ZM252 248V249H251ZM224 249V250H222ZM227 249V250H226ZM234 249V250H233ZM247 249V250H246ZM252 252H251V250ZM11 251V249H9ZM175 250V252H174ZM179 250V251H178ZM201 250V251H199ZM203 250V251H202ZM226 250V251H225ZM229 250V251H228ZM233 250V251H232ZM242 250V251H241ZM256 250V251H254ZM155 251V252H154ZM160 251V252H159ZM239 251V252H238ZM246 251V252H245ZM263 251V252H262ZM13 252V251H11ZM170 254H169V253ZM179 254H176L178 253ZM185 252V254H184ZM202 252V253H201ZM205 252H207L206 254H204ZM223 252V253H222ZM226 252V253H225ZM259 252V253H258ZM14 253V252H13ZM153 253V254H152ZM163 253V254H162ZM173 253V254H172ZM187 253V254H186ZM228 253V254H227ZM235 253H238V254H235ZM257 253V254H256ZM155 254V255H154ZM183 254V255H182ZM202 254V256H201ZM204 254V255H203ZM231 254V255H230ZM233 254V255H232ZM150 255V256H149ZM196 255V256H195ZM226 255V256H225ZM235 255V257H234ZM164 256V257H163ZM174 256V257H173ZM232 256V259H230V257ZM245 257V261L243 260L244 257ZM253 256V257H252ZM171 257V258H170ZM239 257V258H238ZM243 257V259H242ZM246 257H247V260L249 261V257H250V261L253 260V262H247L246 261ZM132 258V259H131ZM170 260H169V259ZM174 258V259H173ZM176 258V259H175ZM179 258V259H178ZM180 258H183V259H180ZM225 258V259H224ZM242 260H241V259ZM261 258V259H260ZM143 259V260H142ZM191 259V260H190ZM236 259V260H234ZM252 259V260H251ZM259 259V260H258ZM151 260V261H149ZM159 260V261H158ZM179 260V261H178ZM227 260V261H226ZM232 260V262L230 261ZM235 262H234V261ZM241 260V261H240ZM256 261V263H255ZM261 263H260V262ZM130 262V263H129ZM234 262V263H233ZM102 263V262H101Z\"/></svg>",
	"mask_w": 264,
	"mask_h": 264
}]
</instances>
